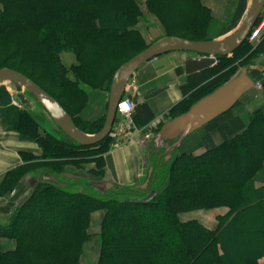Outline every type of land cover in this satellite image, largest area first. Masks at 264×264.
<instances>
[{
    "label": "trees",
    "instance_id": "16d2710c",
    "mask_svg": "<svg viewBox=\"0 0 264 264\" xmlns=\"http://www.w3.org/2000/svg\"><path fill=\"white\" fill-rule=\"evenodd\" d=\"M14 1L17 7L9 6L8 14L7 6L4 14H0V32H5L11 25L18 28L17 30L23 28L38 30L42 35L44 33L43 41L55 50L53 54L48 55L52 72L56 74L59 87L77 111L86 102L89 86L85 83L91 85L89 79L98 78L102 86L108 82L111 87L118 68L149 46L142 42L139 30L130 25L131 20L135 19L134 13L137 15L141 11L136 0H131L129 4H126L125 0H23L27 3L25 4L27 8L20 2L22 0ZM85 7H89L87 10L95 13L85 15L83 13ZM8 15L11 16V21L8 20ZM133 38L137 41L130 40ZM242 45L232 55L224 56L212 67L190 74L184 87L186 96L172 108L173 114L188 110L193 103L212 92L213 87L210 89L206 87L211 84V80L220 82L227 79L237 65L249 57L247 51L255 47V44L249 42ZM66 46L77 49L80 62L74 68L76 79L68 76V69L55 54ZM85 46L93 48L92 56L82 50ZM244 49L247 51H243ZM129 50L135 51L136 54L127 57ZM120 60L124 62L117 68L112 70L108 67ZM27 76L43 87L32 75ZM1 105L8 128L17 131L23 139L36 141L42 148L41 156L32 152L21 153L24 159L27 155L30 156L31 166L35 165L42 172L54 175L53 162L38 163V160L54 159V156L84 159L85 153L94 151H102L98 158L102 156L105 165L104 155L109 150L110 136L96 144L83 145L62 130L71 140L68 141L54 136L45 129V133H42L40 121L29 110L16 107L9 102ZM61 105L73 117L74 122L87 133H97L105 123L106 117L98 122H82L73 111L62 103ZM142 107L149 112L147 121L154 118L147 104H143ZM263 133L264 110H259L252 114L251 122L243 132L204 153L196 155L183 152L175 154L168 160L167 163L170 165L166 167H164L166 163L164 166L156 164L146 187L121 186L105 196L96 195L81 180H63L66 181V186L62 188L42 181L36 189L44 191L45 194L40 198H29L19 205L8 219L10 222L8 229L15 232L13 234L15 237H19L22 236L20 230L27 222L37 225V234L48 236L50 240L60 239L63 261L59 264H78L84 243L91 236L89 231L91 213L98 208L107 207L99 264H136L135 259L139 256L142 264H196L198 254L204 252V248L199 251L200 247L209 245L206 244L205 237L199 238L196 233L190 235L188 227L197 225L213 235L215 230L198 220L182 221L179 212L197 207L228 206L231 212H236L235 217L241 212L239 218L242 219L246 216L244 212L249 209L242 203L248 200L254 204L264 201V187L255 190L252 186L255 172L263 165ZM23 167L20 165L8 174L12 175ZM215 176L222 177L227 183L223 190L212 189L204 194L196 192L198 183L202 180H214ZM20 178L17 174L15 180L18 181ZM235 186H238L240 192L233 191ZM52 190L61 198H49L53 196L49 194ZM119 213L121 214L118 215ZM228 220L225 218L221 221L222 227L226 228L230 224L227 223ZM256 227L263 229L264 221L260 220ZM172 232L177 236L170 237ZM178 235L182 237V242L177 241V247L171 248L169 243L174 239L176 241ZM216 240L218 244L224 246V242L218 236ZM223 246L217 248L221 257L226 254ZM135 249L138 252H135ZM240 256L245 260L244 254ZM18 257V250L0 251V264L15 263ZM253 263L254 261L247 264Z\"/></svg>",
    "mask_w": 264,
    "mask_h": 264
},
{
    "label": "rangeland",
    "instance_id": "374dc122",
    "mask_svg": "<svg viewBox=\"0 0 264 264\" xmlns=\"http://www.w3.org/2000/svg\"><path fill=\"white\" fill-rule=\"evenodd\" d=\"M131 0H125L126 4H129ZM138 3V7L141 9L139 13L135 15V19L131 20L130 25L134 26L139 30L141 34V38L143 39L146 45H150L154 42V38L149 31L150 28L159 26L162 28V36H179L188 39H221L230 34H232L239 26L232 25L233 15H238L243 11L244 6L246 7V11H243V19L246 16V12L249 9L250 0H136ZM209 1V2H208ZM22 5L27 4L23 0L20 1ZM24 3V4H23ZM153 4V6H152ZM8 6V14L10 13L9 6H16L14 0H0V14H4L5 9ZM241 9H240V8ZM25 8L27 6L25 5ZM89 7H85V11L83 13L85 15H92L95 13L94 11L87 10ZM239 8V9H238ZM91 9V8H90ZM241 10V11H240ZM9 16V15H8ZM92 17V16H91ZM1 18V16H0ZM9 21L11 16L8 17ZM243 21V20H242ZM241 21V22H242ZM255 26L258 28H263L262 32L255 38H251V34L253 29L251 30L248 38L244 41L255 44V47H251L252 49L243 50L249 53V57L241 64L237 65L234 72L227 77L218 81L212 82L211 84L206 86L208 89L214 88L215 91L220 86L226 84L230 80L234 79L238 75L242 73L243 70H251L253 67L257 65L264 66V10L262 12V16L259 21L256 22ZM254 26V27H255ZM253 27V28H254ZM14 28L9 25L5 32H0V67H13L14 69L26 73V75H32L36 80L40 82V84L45 87L46 91L50 93L53 97H55L60 103L65 105L68 109L73 111L76 116L78 111L76 107L72 105L68 98L63 92L62 88L58 85V80L56 78V74L52 71V67L50 65V60L48 58L49 53H54V49L47 45L44 42L45 35L38 30H28V29H20ZM51 39V37H50ZM132 41H137L136 38L130 39ZM243 47V45H242ZM74 48V47H73ZM72 47H65L56 51V55L61 60L63 65L68 69V76L72 79H76L77 75L74 71V68L77 66L68 67L62 61L63 53L71 52L74 53L77 57L78 63L79 57L76 53L77 49H73ZM92 47L85 46L82 50L85 52H89L90 56L94 54ZM130 52L127 54V57H132L136 53L133 50H129ZM133 51V52H132ZM233 54V53H232ZM230 54V55H232ZM236 60H233V62ZM123 60L113 62L108 67L110 69L117 68ZM240 63V62H239ZM42 87V88H43ZM204 87V88H206ZM203 88V89H204ZM201 89V90H203ZM252 93H264V78L256 81L253 88H251ZM25 92L27 96L31 99L33 106L32 108H26L22 104H20L16 99L15 95L18 92ZM212 91V92H213ZM210 92V93H212ZM208 93V94H210ZM65 94V95H64ZM206 94V95H208ZM125 96V95H124ZM9 102L16 107L23 108L29 110V112L35 116L41 123L42 128L41 132L45 133V130L51 132L54 136L58 138H64L68 141H71L65 134L62 132V129L55 123L50 114L46 111L44 106L38 102L36 97L29 93L26 88L16 82L4 81L0 83V107L2 104H6ZM236 105V104H235ZM234 105V106H235ZM264 110L257 109L253 113ZM2 112V110H1ZM252 113V114H253ZM3 114V113H2ZM251 114V118H252ZM4 117V116H3ZM78 118V116H77ZM250 118V122H251ZM5 119V118H4ZM117 116L116 119L117 120ZM6 121V120H5ZM115 124V122H114ZM45 129V130H44ZM114 125L112 130L108 136H110V145L109 150L113 149L121 140H119V135H114ZM243 132V131H242ZM264 137V133L262 134ZM235 136V135H234ZM233 137V136H231ZM230 137V138H231ZM22 138V137H21ZM23 139V138H22ZM25 139V138H24ZM105 139V138H104ZM28 140L29 139H25ZM32 141V140H30ZM102 141V140H101ZM99 141V142H101ZM37 143L36 141H33ZM98 143V142H97ZM38 144V143H37ZM96 144V143H95ZM39 145V144H38ZM42 155L43 151L39 145ZM105 148V147H104ZM102 147V149H104ZM254 148V147H253ZM101 149V150H102ZM108 150V151H109ZM102 151H94L90 153H85L84 159L79 158H64L62 156H54V159H45L43 158L38 160V163H50L53 162L52 167L54 171V175H51L47 172H42L39 170V167H35V165H30L29 155L26 156V159L23 157V168L20 171H16L12 175H6L3 180V183L0 186V194L4 195L8 193V191H13L14 187L24 179H31L33 182L29 184V188L27 190L28 194L25 195L26 198L22 200L20 204H17L12 213L16 210V208L26 202L29 198H37L41 195H44L45 192L42 190H37L36 187L40 182L52 183L58 187L66 186V181L63 180H81L84 184L91 188L96 195H108L114 190L120 188L119 187H107L106 182L107 172H106V163L103 164L102 156L98 158V154H101ZM106 155V153H105ZM104 155V156H105ZM175 156V155H174ZM52 160V161H50ZM163 156L160 160L155 161L156 164H161L166 167L170 165L169 163L163 161ZM36 163V162H35ZM264 163V160H263ZM154 165V166H155ZM45 166V165H44ZM43 166V167H44ZM72 167L76 171H78L79 175H67L65 173L66 167ZM261 167L255 172L252 178V186L254 184V177ZM17 174L20 175V179L17 180ZM57 176H56V175ZM217 178V179H216ZM16 179V180H15ZM16 183L14 184V182ZM149 182V180H147ZM147 181L145 183H147ZM27 183V182H26ZM148 184V183H147ZM146 184V186H147ZM227 186V183L223 181L222 177L215 176L214 180H202L198 183L197 191L198 194H204L209 192L210 190H223V188ZM44 187V186H43ZM139 187V186H137ZM41 188V185L39 186ZM136 188V187H135ZM254 188V186H253ZM255 189V188H254ZM238 186H235L233 191H239ZM53 193V194H52ZM49 192V198H61L56 192L52 190ZM32 196V197H31ZM247 198V197H246ZM114 204V203H113ZM249 209H247L242 219H240L241 212L235 217L236 212H231L228 206H221L215 208L208 207H197L192 209H186L179 212V218L182 221L188 220H198L201 221L206 226L215 230L214 235L210 234L206 230H202L197 225H193L188 227V233L197 234L200 237L206 238V244L209 246L200 247L199 251L203 249V253L198 254V260L196 264H247L249 262H253V264L264 263V228L258 229L256 227L257 223L261 220L264 221V201L254 204L250 203V200L242 203V205ZM111 206V205H110ZM225 208V214H223ZM244 208V207H241ZM11 213V214H12ZM243 213V212H242ZM107 214V207H101L94 210L90 215L89 222V231L91 236L84 243V250L80 254L79 263L78 264H99L100 256H101V242L103 236V227L104 220ZM119 213L118 215H120ZM221 214V215H220ZM235 219L233 220V218ZM227 218L230 223L226 228L222 227L221 221ZM9 221L0 224V251H9V250H18L19 257L17 258L15 263L12 264H59L62 259V250H61V242L60 239L54 238L53 240L48 238V236H42L41 234H37V225L33 223H26L25 227L20 230L22 232V236L15 237L13 235L15 232L10 231L8 227L10 226ZM40 223V222H38ZM25 224V223H24ZM186 231V230H185ZM182 232V230H181ZM217 232V234H216ZM183 234V233H182ZM177 236L173 232L170 234V237ZM217 236L221 241L224 242V246L222 244L217 243ZM178 239H174L172 243H169L171 248H176L177 243L179 241L182 242V237L178 235ZM178 241V242H177ZM211 241L210 243H207ZM220 246L224 247V251L226 254L224 256H220L217 252V248ZM208 249H207V248ZM137 249H135V252ZM246 257L245 260L241 259L240 255ZM239 256V257H238ZM193 257L196 258L195 255ZM141 257L135 259V263L137 261L138 264H142L140 262ZM73 257L71 256L70 261L72 262ZM121 261L119 260V263ZM124 263V261H122ZM136 263V264H137Z\"/></svg>",
    "mask_w": 264,
    "mask_h": 264
},
{
    "label": "crops",
    "instance_id": "0c3cea01",
    "mask_svg": "<svg viewBox=\"0 0 264 264\" xmlns=\"http://www.w3.org/2000/svg\"><path fill=\"white\" fill-rule=\"evenodd\" d=\"M251 3L252 0L249 6ZM244 10L246 11L245 6ZM243 11L232 16V25H241ZM156 27L162 31L161 27ZM193 55L196 54L185 50L168 51L146 61L135 70L125 90V95L136 103L135 114L130 119L132 129L105 155V169L109 180L106 182L107 187L108 184H112L111 187H146L145 182L151 177L157 159L160 160L163 156V161L166 162L175 154L183 152L202 154L244 131L250 124L251 114L257 109H264V93H252L249 90L233 108L214 120L191 131H182L172 138L160 140V133L166 124L189 111L197 101L207 96L201 97L186 111L177 114L172 112V108L186 96L184 87L190 74L186 73L185 62ZM62 61L68 67L79 64L77 57L71 52L63 53ZM89 82L91 85L85 83L89 86L86 102L77 114L85 123L98 122L107 116L111 89L108 82L102 86L98 78L93 77ZM143 104L149 106L154 118L147 121L149 112L146 108L142 109ZM117 123L118 120H115V124ZM23 151L37 155L41 153L37 143L22 139L17 131L8 128L0 107V186L9 171L23 165ZM65 173L79 175L78 171L68 166ZM32 182L31 179H24L12 192L0 194V224L8 221L16 205L26 198L28 186ZM253 186L255 190L264 187V163L254 177ZM225 211L227 210L223 214Z\"/></svg>",
    "mask_w": 264,
    "mask_h": 264
},
{
    "label": "water",
    "instance_id": "95a60500",
    "mask_svg": "<svg viewBox=\"0 0 264 264\" xmlns=\"http://www.w3.org/2000/svg\"><path fill=\"white\" fill-rule=\"evenodd\" d=\"M263 10L264 0H252L249 11L241 25L232 34L221 39L192 40L179 36H162L159 28H150L155 41L126 61L115 72L110 89L106 120L97 133L90 134L82 130L55 97L24 73L9 67L0 68V83L11 81L23 85L44 106L55 123L69 137L80 144L92 145L110 134L117 116L118 104L125 95L127 84L135 70L143 63L168 51L185 50L196 54L190 56L185 62L187 74H193L212 67L244 43L262 15ZM263 78L264 66L257 65L250 71L243 70L240 75L197 101L189 111L166 124L160 133V140L167 137L172 138L182 131H191L229 111L247 91L254 87L256 81ZM15 99L26 108H32L33 106L31 99L25 92H18ZM111 186L112 184H108V187Z\"/></svg>",
    "mask_w": 264,
    "mask_h": 264
},
{
    "label": "built area",
    "instance_id": "2783aa9c",
    "mask_svg": "<svg viewBox=\"0 0 264 264\" xmlns=\"http://www.w3.org/2000/svg\"><path fill=\"white\" fill-rule=\"evenodd\" d=\"M263 28H258L255 26L253 28L251 38L255 39L261 32ZM136 111V103L129 96H124L120 103L118 104L117 109V120L118 123L114 125V135H119L120 140L124 137L129 131H131L132 126L130 119L134 116Z\"/></svg>",
    "mask_w": 264,
    "mask_h": 264
},
{
    "label": "bare ground",
    "instance_id": "6f19581e",
    "mask_svg": "<svg viewBox=\"0 0 264 264\" xmlns=\"http://www.w3.org/2000/svg\"><path fill=\"white\" fill-rule=\"evenodd\" d=\"M250 71V70H249Z\"/></svg>",
    "mask_w": 264,
    "mask_h": 264
}]
</instances>
